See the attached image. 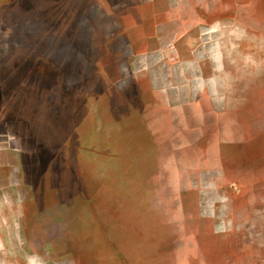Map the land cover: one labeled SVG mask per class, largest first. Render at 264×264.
I'll return each instance as SVG.
<instances>
[{"label":"rangeland","instance_id":"obj_1","mask_svg":"<svg viewBox=\"0 0 264 264\" xmlns=\"http://www.w3.org/2000/svg\"><path fill=\"white\" fill-rule=\"evenodd\" d=\"M0 257L264 264V0H0Z\"/></svg>","mask_w":264,"mask_h":264},{"label":"crops","instance_id":"obj_2","mask_svg":"<svg viewBox=\"0 0 264 264\" xmlns=\"http://www.w3.org/2000/svg\"><path fill=\"white\" fill-rule=\"evenodd\" d=\"M130 0H100V2L106 4V5H110V4H114V3H121V4H124V3H129ZM108 11V9H107ZM128 12V11H127ZM124 14L121 15V18H124ZM27 227H28V224H27ZM1 258V257H0ZM78 264V263H77Z\"/></svg>","mask_w":264,"mask_h":264},{"label":"bare ground","instance_id":"obj_3","mask_svg":"<svg viewBox=\"0 0 264 264\" xmlns=\"http://www.w3.org/2000/svg\"><path fill=\"white\" fill-rule=\"evenodd\" d=\"M25 78H26V77H25ZM28 79H29L30 81H33V80H35V79L31 78V77H28Z\"/></svg>","mask_w":264,"mask_h":264}]
</instances>
